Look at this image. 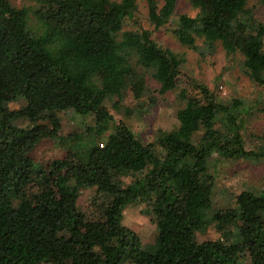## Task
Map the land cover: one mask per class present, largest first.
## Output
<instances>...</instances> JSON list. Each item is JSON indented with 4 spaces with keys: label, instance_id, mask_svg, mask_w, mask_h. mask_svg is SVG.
Masks as SVG:
<instances>
[{
    "label": "trees",
    "instance_id": "trees-1",
    "mask_svg": "<svg viewBox=\"0 0 264 264\" xmlns=\"http://www.w3.org/2000/svg\"><path fill=\"white\" fill-rule=\"evenodd\" d=\"M32 1L0 0V264H264V189L217 207L211 170L215 157L264 160V146L246 147L241 133L253 108L220 98L187 72L183 55L132 21L141 13L160 29L180 0ZM190 2L195 13H181L171 29L178 41L202 56L222 48L264 86V0ZM147 74L161 94L180 90L185 100L177 126L153 141L116 121L107 104L117 97L119 110L125 95L141 98ZM21 99V109L9 107ZM69 111L91 117L70 137L109 133L37 164L40 141L64 142L59 114ZM137 200L157 226L155 251L123 224ZM211 225L221 236L199 241L196 232Z\"/></svg>",
    "mask_w": 264,
    "mask_h": 264
},
{
    "label": "rangeland",
    "instance_id": "rangeland-1",
    "mask_svg": "<svg viewBox=\"0 0 264 264\" xmlns=\"http://www.w3.org/2000/svg\"><path fill=\"white\" fill-rule=\"evenodd\" d=\"M15 5L30 4L32 0H12ZM190 0H180L175 16L181 13L194 14ZM143 12H146L143 8ZM258 15L264 20V8L257 9ZM141 13H137L132 20L144 24L153 29V38L164 47H170L175 52L184 56V67L194 77L207 83L216 94L225 101L233 98L243 99L246 105L253 108L245 115L240 123L241 133L246 147L255 145L264 146V86L252 81L245 74L241 61L237 56L227 55L222 48H218L213 54L202 56L200 52L182 45L172 32V26L177 25L174 17L171 22L155 29L147 23V19ZM131 23L127 26H133ZM146 90L144 95L137 99L125 95L123 106L117 110L113 107L117 97L108 100L107 104L112 108L116 121L123 120L129 127L145 141H153L161 131H169L177 126V112L185 105V100L180 97V90H172L164 94L160 93L159 84L146 75ZM26 104L24 99L9 104L11 109H21ZM132 111V112H131ZM62 127L60 133L65 136L64 142L44 139L32 151L31 155L37 164H46L47 161L60 156L66 148L74 145L88 150L93 143L103 141L109 131L103 135L87 134L80 138L70 137L75 133L82 134L86 131L91 117H83L75 112H61ZM79 145V146H78ZM212 172L216 177V196L214 202L217 207L224 208L230 205L235 195L247 188L264 189V160L254 161L250 159H218L215 157ZM124 183H130L133 176L122 175ZM94 188L84 189L81 193L80 204L86 209L94 195ZM123 224L134 230L140 237L143 247L149 251L157 249V226L151 221L148 208L145 203L135 201L124 210ZM199 241L217 239L221 236L213 225L205 231L196 232Z\"/></svg>",
    "mask_w": 264,
    "mask_h": 264
}]
</instances>
